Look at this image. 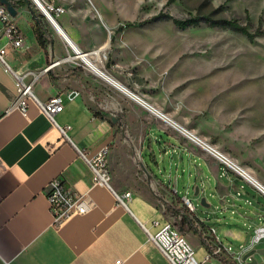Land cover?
<instances>
[{
    "label": "crops",
    "instance_id": "1",
    "mask_svg": "<svg viewBox=\"0 0 264 264\" xmlns=\"http://www.w3.org/2000/svg\"><path fill=\"white\" fill-rule=\"evenodd\" d=\"M23 1L10 15L24 35L21 48L8 44L0 20V47L8 48L0 58V264H172L152 238L151 222L163 218L159 201L162 207H179L184 198L193 206L192 211L186 208V225L191 227L186 234L200 264H250L242 255L264 249V237L251 242L262 222L264 195L185 140L124 88L172 120L189 119L202 102L160 79L159 71L134 65L118 18L101 4L103 16L96 18L85 0L51 1L66 8L58 25L68 38L83 50L105 54L97 61L114 83L71 62L42 71L64 57L67 48L49 22L54 34L41 25L45 44H39V15L30 0ZM37 72L32 99L22 114L12 106L17 76L29 82ZM56 95L62 109L49 116L39 102ZM203 130L208 136L212 132ZM105 146L111 181L102 186L93 183L88 157ZM248 168L264 185V166ZM55 177L83 194L89 207L59 225L53 223L46 195ZM125 191L131 198L117 202L116 194ZM252 257L264 264V252L255 251Z\"/></svg>",
    "mask_w": 264,
    "mask_h": 264
},
{
    "label": "rangeland",
    "instance_id": "2",
    "mask_svg": "<svg viewBox=\"0 0 264 264\" xmlns=\"http://www.w3.org/2000/svg\"><path fill=\"white\" fill-rule=\"evenodd\" d=\"M85 1L96 18L103 16L101 4L118 18V28L133 24L124 28V40L132 47L134 65L159 71L160 79L202 102L189 119L172 117L175 121L247 170L264 166V0ZM34 10L40 25L54 34L45 16ZM162 14L181 20L198 16L200 23L179 28L170 19L156 18ZM221 19L237 21L254 37L209 23ZM203 129L212 132L208 136ZM158 204L162 217L182 228L191 243L186 234L190 225L174 214L177 208L186 210L185 204Z\"/></svg>",
    "mask_w": 264,
    "mask_h": 264
},
{
    "label": "built area",
    "instance_id": "3",
    "mask_svg": "<svg viewBox=\"0 0 264 264\" xmlns=\"http://www.w3.org/2000/svg\"><path fill=\"white\" fill-rule=\"evenodd\" d=\"M35 9L43 14L41 10L45 11V18L52 23H57V18L65 13V7L60 4H54L51 0H30ZM0 20L4 24V34L8 38V44L15 48H21L24 42V35L18 28L16 23L10 19V14L5 5L0 4ZM67 48V53L60 60L53 61L46 66L42 71H47L60 61L71 62L83 67L88 71H92L97 75L102 76L108 81L114 83V80L109 77L98 64V59L105 58V54L101 53L98 49L83 50L63 32L61 35ZM7 46L0 47V58L4 59V55L7 52ZM40 74V72L34 73L32 81L26 82L23 76H17V93L13 107H16L22 114H26L28 102L33 96V82L34 79ZM126 94L132 97L137 103L145 107L148 111L154 113L158 118L163 120L172 130L179 133L185 140L202 148L208 154H210L216 161H218L223 168L228 172H231L249 185L256 188L264 195V185L246 168L236 162L233 158L221 151L215 145L201 138L193 131H188L180 124L174 122L169 115L165 112L157 110L145 102L138 94L124 88ZM40 109L49 116L61 111L62 104L60 96L56 95L49 100L39 102ZM193 132V133H192ZM108 147H102L94 154L88 157L90 168L92 171V180L94 184L107 186L111 181V171L107 160ZM47 200L49 204V210L52 216L53 223L56 225L62 224L70 217L78 214L86 213L89 209L87 200L83 194L74 192L67 188L61 177L53 178L49 183V190L47 192ZM131 198L129 191H125L121 194H116L117 202H127ZM183 202L185 207L189 210H193L192 203L184 198ZM151 226L155 231L152 233V238L160 246V248L167 255L169 261L172 264H200L195 256L194 249L189 241L186 239L184 233L180 228L174 225L171 221L164 218H157L151 222ZM255 240L251 241L252 244L264 237V214L262 215L261 225L257 227ZM226 253L231 255L232 258L241 260L240 255L235 258L228 251L223 249ZM220 247L214 250V253H218ZM209 256V254H208ZM118 262V261H117Z\"/></svg>",
    "mask_w": 264,
    "mask_h": 264
},
{
    "label": "trees",
    "instance_id": "4",
    "mask_svg": "<svg viewBox=\"0 0 264 264\" xmlns=\"http://www.w3.org/2000/svg\"><path fill=\"white\" fill-rule=\"evenodd\" d=\"M9 2L12 4L14 8H19L24 5L23 0H9ZM156 18H165V19H170L176 26L179 28H187L189 26H196L200 23V18L197 17H191L186 20H181L177 19L174 17H171L170 15L167 14H162L157 16ZM210 25H218L224 28H228L237 32H240L244 35L247 36V38L252 39L254 35L252 33H249L247 28L244 25L239 24L235 20H226V19H221V20H214V21H209ZM133 24L127 23L124 26H120L118 30H123L125 27L132 26ZM35 33H36V38L39 42L40 45L45 44V30L41 27L40 23H38V26L35 28ZM97 114V113H96ZM175 216L179 217L182 221L187 223L188 220V215L186 210H182L180 208L175 209ZM206 248L208 249L209 255L211 254V248L206 245Z\"/></svg>",
    "mask_w": 264,
    "mask_h": 264
},
{
    "label": "water",
    "instance_id": "5",
    "mask_svg": "<svg viewBox=\"0 0 264 264\" xmlns=\"http://www.w3.org/2000/svg\"><path fill=\"white\" fill-rule=\"evenodd\" d=\"M0 4L6 6V8H7V10H8V12H9L10 15H15L16 10H15V8L12 6V4L9 2V0H0ZM198 191H199V187L197 186V187L195 188V194H197ZM255 251H256V252H264V249H253V250H249V251H247L246 253H244V254L242 255V259L245 260L246 258H249V263H250V264H256V261H255V260L253 259V257H252V254H253Z\"/></svg>",
    "mask_w": 264,
    "mask_h": 264
},
{
    "label": "bare ground",
    "instance_id": "6",
    "mask_svg": "<svg viewBox=\"0 0 264 264\" xmlns=\"http://www.w3.org/2000/svg\"><path fill=\"white\" fill-rule=\"evenodd\" d=\"M41 12L42 13H44L45 14V16H46V13H45V11H43V10H41ZM47 21L54 27V29L57 31V33L58 34H60V36L63 34V31H62V29H61V27L58 25V23H52L49 19H48V17H47ZM174 121V120H173ZM174 122H176V121H174ZM177 123V122H176ZM183 127V126H182ZM185 128V127H184ZM186 129V128H185ZM188 130V129H187ZM188 131H190V130H188ZM191 132V131H190ZM193 133V132H192Z\"/></svg>",
    "mask_w": 264,
    "mask_h": 264
}]
</instances>
